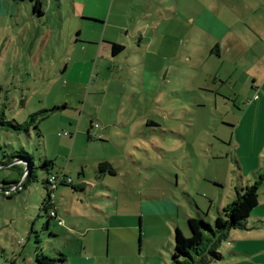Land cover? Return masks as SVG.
Listing matches in <instances>:
<instances>
[{
	"label": "rangeland",
	"instance_id": "rangeland-1",
	"mask_svg": "<svg viewBox=\"0 0 264 264\" xmlns=\"http://www.w3.org/2000/svg\"><path fill=\"white\" fill-rule=\"evenodd\" d=\"M132 1L118 0L119 17ZM233 1L243 10L250 0ZM221 2L154 4L155 16L159 5L178 15L166 60L132 44L124 67L100 57L96 70L85 63L82 74L63 75L62 42L45 45L32 3L0 0V113L22 123L41 112L29 132H0V264H43L44 254L59 258L54 264H171L177 226L190 236L188 217L214 223L252 184L259 205L221 238L222 257L210 264H264V102L254 101L258 90L241 70L238 83H222L234 67L208 55L222 36L202 25L207 7L217 29L240 25L238 44L252 41L250 20H231L230 3ZM133 6L143 14L145 5ZM19 151L34 157L38 179L8 197L22 184L25 167L9 158ZM46 159L51 172L72 178L47 209ZM107 161L117 175L101 171ZM55 208L62 224L49 217Z\"/></svg>",
	"mask_w": 264,
	"mask_h": 264
},
{
	"label": "crops",
	"instance_id": "crops-1",
	"mask_svg": "<svg viewBox=\"0 0 264 264\" xmlns=\"http://www.w3.org/2000/svg\"><path fill=\"white\" fill-rule=\"evenodd\" d=\"M157 1L159 0H134L130 2L132 6L129 8L123 6L126 9L123 18L119 17L120 13L116 9L118 0H53V5L48 4L50 1L47 0L44 6V15L42 17L36 15L40 21L38 28L46 46L49 40L54 43V37L59 36L64 51V57L59 58V63L64 64L63 75L72 70H79V73L82 74L85 63L90 64L96 70L100 57L108 59L110 67L120 68L123 63L119 61L127 59L126 55L123 56V52L128 48H133L132 44H137L142 51L156 53L166 60L169 58L168 53L174 52L172 42L178 31V15L172 9H166L168 15L165 16L163 7L159 5L160 13L155 16L154 4ZM225 2L230 3L231 15L229 17L231 20L242 18L250 20V26L247 28L252 35L251 45L238 44L237 34L244 30L240 25L234 26L233 23H230L217 29L215 22L209 21L210 8L204 7V13L200 16L205 21L202 25L210 31L220 32L222 36V42L217 43L214 48H210L208 55L234 67V70L227 74L226 80L222 83H230L231 80L238 83L237 70H241L247 79L244 84L252 81V88L258 90L259 97L254 101L262 99L264 102V0H250L243 10L233 6V0H222L221 4ZM137 3L145 5L141 15L137 14L139 11L133 6ZM219 14H224L222 8L219 9ZM189 15L192 18V14L189 13ZM113 16L118 19L112 21ZM112 27L119 29L120 36L118 38H115V34L110 30ZM57 28H60V32H56ZM54 32L56 34H53ZM184 36L186 35L177 36L176 39L181 42ZM113 42L123 44L124 50L113 53ZM42 47L40 46L39 49ZM189 50L195 57V52H198L197 48ZM193 61L195 62L194 58ZM169 71L170 68H168ZM254 101L250 104L253 106L252 109L257 108L256 101ZM88 133H91V130ZM69 134L72 136L71 132ZM101 140L103 139L101 138ZM110 169L114 173L109 172ZM101 171L104 172V175L110 176L117 175L118 172L113 161L103 163Z\"/></svg>",
	"mask_w": 264,
	"mask_h": 264
},
{
	"label": "trees",
	"instance_id": "trees-1",
	"mask_svg": "<svg viewBox=\"0 0 264 264\" xmlns=\"http://www.w3.org/2000/svg\"><path fill=\"white\" fill-rule=\"evenodd\" d=\"M30 1L33 5V13L38 17H42L45 13L44 6L47 0H27ZM124 45L120 43L113 42L112 50L113 53H118L124 50ZM64 107V106H62ZM60 107V108H62ZM50 112L48 110L43 111V113ZM41 112H36L29 116V119L18 123L15 120H5L4 114L0 113V132L2 129L13 130V131H26L29 132L31 124L37 120V116ZM148 123H155L152 120H149ZM97 127V126H96ZM91 137V136H89ZM4 152V151H3ZM5 154V152H4ZM6 158L7 156L4 155ZM9 158H13L17 164H20L25 167L21 173V182L22 184L8 197L12 196L15 192L23 190L28 186L29 183L36 181L38 179L37 174H35V162L34 157L28 153L19 151L16 154H11ZM9 161V160H8ZM5 162V160H3ZM2 165V164H1ZM43 166L50 171V175L44 181L46 188L48 190V197L46 198L42 208H50L52 206V198L54 195L55 189L60 185L71 184L68 181H59L56 183V186H53V182H50V177L55 173H52L51 170L54 168V161L46 159ZM109 172L114 173L112 169ZM67 175V174H66ZM68 177V176H67ZM262 180V179H261ZM258 186L250 185L246 188L245 192L238 193L237 199L232 202L227 208L223 209V214H220L216 217L214 223L207 222L202 217L190 216L187 218L189 233L190 236L183 234L180 228H176L175 237H174V252L172 254V263L171 264H210L214 260L220 259L221 253L217 250V246L222 237L234 227H240L244 225V220L250 216L253 209L259 203V194ZM52 211L54 214H52ZM49 217L58 219V224H62L63 221L59 219L58 210L50 209ZM62 221V223H59ZM49 224V223H48ZM43 258L50 259L51 262L47 263L43 261ZM43 258H38L43 264H54V262L59 261V258L51 257L48 254H44ZM67 258L63 255L60 258V261H66Z\"/></svg>",
	"mask_w": 264,
	"mask_h": 264
},
{
	"label": "built area",
	"instance_id": "built-area-1",
	"mask_svg": "<svg viewBox=\"0 0 264 264\" xmlns=\"http://www.w3.org/2000/svg\"><path fill=\"white\" fill-rule=\"evenodd\" d=\"M96 126H98V124H96ZM66 134H69V132H66ZM50 182H53V186H56V183L59 181H68V183H70L71 179L69 177H67L65 172L62 173H55L53 176L50 177ZM52 214H54V212L52 211ZM59 223H62V221H59Z\"/></svg>",
	"mask_w": 264,
	"mask_h": 264
}]
</instances>
